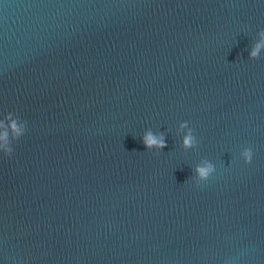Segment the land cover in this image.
<instances>
[{
	"label": "water",
	"instance_id": "1",
	"mask_svg": "<svg viewBox=\"0 0 264 264\" xmlns=\"http://www.w3.org/2000/svg\"><path fill=\"white\" fill-rule=\"evenodd\" d=\"M261 30L264 0H0V264H264Z\"/></svg>",
	"mask_w": 264,
	"mask_h": 264
},
{
	"label": "clouds",
	"instance_id": "2",
	"mask_svg": "<svg viewBox=\"0 0 264 264\" xmlns=\"http://www.w3.org/2000/svg\"><path fill=\"white\" fill-rule=\"evenodd\" d=\"M261 37L260 41L253 45L249 52V59L256 60L260 58L261 49H264V30H261L257 34ZM12 113H8L5 116V120L9 123L5 131L0 132V154L4 157H11L13 154L12 142L19 140L26 132V122L21 121L19 117L13 118ZM0 127H4V123L0 122ZM180 128H188V132L183 136L181 141V147L185 150L192 149L197 146V139L193 134V129L188 127V122H182ZM9 131L11 132V138H9ZM142 143L146 150L151 151L155 149L157 152L166 147L165 139L162 134H154L151 131H146L142 137ZM253 157V151L251 147H244L240 152V159L247 165L251 162ZM215 172L214 165L204 160L200 165L193 169V176L196 180V187H200L204 184Z\"/></svg>",
	"mask_w": 264,
	"mask_h": 264
}]
</instances>
